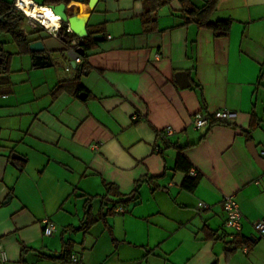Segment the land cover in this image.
Returning a JSON list of instances; mask_svg holds the SVG:
<instances>
[{"label": "crops", "instance_id": "0c3cea01", "mask_svg": "<svg viewBox=\"0 0 264 264\" xmlns=\"http://www.w3.org/2000/svg\"><path fill=\"white\" fill-rule=\"evenodd\" d=\"M167 1L145 28L146 0L66 5L84 15L93 39L85 73L65 51L83 38L67 44L20 18L19 29L51 57V67L37 68L35 53L1 33L10 56L0 70L4 264H264V237L253 228L264 219V0H219L210 20L231 21L225 37L180 26L182 3ZM224 109L235 118L194 128L195 114ZM187 176L198 178L193 190L183 186ZM226 195L242 214L238 238L250 243L231 253ZM44 219L55 226L51 236Z\"/></svg>", "mask_w": 264, "mask_h": 264}, {"label": "trees", "instance_id": "16d2710c", "mask_svg": "<svg viewBox=\"0 0 264 264\" xmlns=\"http://www.w3.org/2000/svg\"><path fill=\"white\" fill-rule=\"evenodd\" d=\"M72 0H42L41 6H51V5H59L65 4L68 5ZM219 0H206V2L201 6H195L192 4L186 3L187 0H180L182 3V24L180 26H184L187 24H195L199 28L209 29L213 32L215 37H225L228 35L231 27L230 20L223 21H211L210 16L215 11L216 5ZM147 3V4H146ZM145 11L141 17V22L143 27H147L150 24L152 26L155 23V19L153 15L156 9L160 6H164L168 3L167 0H146ZM17 13V12H16ZM20 18H22L21 14H15L13 9V5L0 1V30L2 34L9 35L13 42L18 46L21 52L30 53L29 45L31 44L30 40H28L27 36L23 33L21 29H19ZM59 37H64L65 42L68 44L70 41L76 36L73 33H69L66 30V25L62 24L59 30ZM93 42L91 34H88L83 41L77 46V50L79 55L82 57L81 71L79 73H85L89 71V66L86 63V52L90 49V45ZM32 53V52H31ZM10 56H7L2 48L0 47V70L6 72L8 70ZM78 77L72 81V84L76 85V91L82 92V87L77 84ZM70 82H65L61 85H58L54 89V93L58 94L63 90L68 88V84ZM181 159L178 157L177 166L180 167ZM197 176L190 177L187 176L183 183V186L188 190H193L197 185ZM143 180H140L138 184H140ZM229 247L227 249L228 253L237 251L242 248V245L250 244L248 241H244L239 239L238 236H233L232 241L229 243ZM21 264H27L22 258Z\"/></svg>", "mask_w": 264, "mask_h": 264}, {"label": "built area", "instance_id": "2783aa9c", "mask_svg": "<svg viewBox=\"0 0 264 264\" xmlns=\"http://www.w3.org/2000/svg\"><path fill=\"white\" fill-rule=\"evenodd\" d=\"M22 0H15L13 3V9L15 12L21 14V16L25 19V22L28 27H30L33 31L37 29H42L45 31L49 36L53 38H59V30L61 28V20L60 17L58 16V26L55 27H47L44 24H42L39 20L33 18L32 16L28 15L22 8L19 6V3ZM30 3H33L30 1ZM49 7V6H47ZM50 10L53 12L52 8L49 7ZM54 13V12H53ZM55 14V13H54ZM56 15V14H55ZM67 32H70V29L68 26H66ZM0 35H1V30H0ZM81 42H71L67 47H66V54L72 58V60L75 62V64L79 65L82 63V57L76 52L77 46ZM158 57V56H157ZM70 68L67 67L66 71H68ZM236 116V113L230 110H220L217 111L213 114H208L205 112H199L195 114L192 124L195 129L197 130H207L210 127V123L212 119H214L217 122L221 123H226L229 122L230 120L234 119ZM172 135V130L168 127L164 130L163 132V138L167 139L169 136ZM93 150L97 151L99 148V144H94ZM261 157L264 158V149L261 150L260 152ZM193 174H195L194 170H192ZM202 209L208 208V205L201 202L198 205ZM222 207L223 211L226 214V219H225V226L227 229H229L232 232V236H238L241 234L242 231V214L239 210L238 204L235 201V198L233 195H226L222 198ZM124 210L122 208L118 209V212H123ZM43 234L45 236H51L53 232L55 231V226L52 222H50L48 219H44L43 221ZM253 228L256 232H258L261 237H264V219L259 220L254 223ZM244 253H247V249L243 248L242 250ZM76 262V259L73 260ZM7 262V256L6 253L0 244V263L4 264Z\"/></svg>", "mask_w": 264, "mask_h": 264}, {"label": "water", "instance_id": "95a60500", "mask_svg": "<svg viewBox=\"0 0 264 264\" xmlns=\"http://www.w3.org/2000/svg\"><path fill=\"white\" fill-rule=\"evenodd\" d=\"M74 1L77 3H83L85 0H74ZM97 1L98 0H88L89 8L93 9ZM49 7H51L53 12L60 17L61 23L69 27L71 33H73L78 38H85L87 36L85 22L83 21V16H84L83 14L81 15L80 12L78 14H70L68 10L69 8H67L65 4L51 5ZM99 37H101V35H96L94 36V39L97 40ZM29 50L32 53L36 54L33 62L34 66H36L37 68H49L52 66L51 57L49 55L43 54L45 48L43 47L40 41L32 42L29 45ZM76 52L78 53V50H76ZM70 65L72 66L73 69L77 71H81V65L75 64L73 60L70 62ZM175 78L181 88H185L189 86L187 73L179 72L176 74ZM85 96L86 95L82 93L80 94L79 97L80 99H84ZM253 153L258 158V155L254 149H253ZM12 159L18 160L20 158L16 155H13ZM11 164H13V162Z\"/></svg>", "mask_w": 264, "mask_h": 264}, {"label": "bare ground", "instance_id": "6f19581e", "mask_svg": "<svg viewBox=\"0 0 264 264\" xmlns=\"http://www.w3.org/2000/svg\"><path fill=\"white\" fill-rule=\"evenodd\" d=\"M19 6L24 10L28 15L39 20L42 24L47 27L58 26V16L55 15L49 7L47 6H38L35 3H30L29 0H22L19 3ZM83 21L85 22V17L83 16Z\"/></svg>", "mask_w": 264, "mask_h": 264}, {"label": "rangeland", "instance_id": "374dc122", "mask_svg": "<svg viewBox=\"0 0 264 264\" xmlns=\"http://www.w3.org/2000/svg\"><path fill=\"white\" fill-rule=\"evenodd\" d=\"M36 3L38 4V3H40L39 1H36Z\"/></svg>", "mask_w": 264, "mask_h": 264}]
</instances>
